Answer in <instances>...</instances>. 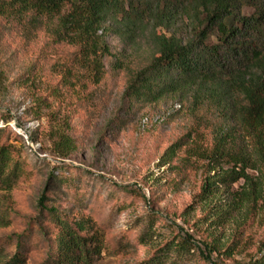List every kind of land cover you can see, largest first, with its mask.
I'll list each match as a JSON object with an SVG mask.
<instances>
[{"label":"rangeland","instance_id":"rangeland-1","mask_svg":"<svg viewBox=\"0 0 264 264\" xmlns=\"http://www.w3.org/2000/svg\"><path fill=\"white\" fill-rule=\"evenodd\" d=\"M107 41L112 54L104 56L103 80L73 89L62 83V71L77 46L0 17V146L12 144L22 166L13 189L0 190V262L16 251L10 244L20 235L28 237L26 264L46 262L58 232L53 208L70 220L97 222L105 234L98 264H143L160 247L181 240L185 248L170 250L167 264L261 257L264 203L249 208L236 200L244 180L218 183L206 196L202 191L215 172L197 152L212 146L218 117L207 107L195 108L188 94L150 104L131 100L126 66L147 63L154 47L142 39L131 53L114 32ZM117 58L123 67H116ZM59 129L75 141L68 156L54 150ZM179 140L185 145L163 164L162 155ZM44 192L46 208L40 205Z\"/></svg>","mask_w":264,"mask_h":264},{"label":"trees","instance_id":"trees-1","mask_svg":"<svg viewBox=\"0 0 264 264\" xmlns=\"http://www.w3.org/2000/svg\"><path fill=\"white\" fill-rule=\"evenodd\" d=\"M246 6L253 11L246 13ZM0 17L25 29L42 28L56 43L77 46L62 71V83L73 89L103 80L104 56L112 54L110 32L131 53L139 51L142 39L150 41L154 51L149 61L137 68L126 66L125 95L150 104L188 94L195 108L207 107L219 121L212 146L197 152L208 160L209 172H215L202 185L204 195L218 183L243 179L236 200L249 208L264 203V0H0ZM116 63L124 66L121 58ZM184 145L180 140L171 144L162 155L163 164ZM53 147L68 156L76 144L59 129ZM13 152L12 144L0 146V190H12L22 174ZM45 197L44 192V208ZM51 213L58 232L44 264H98L105 234L97 222L87 216L70 220L54 208ZM25 237L12 240L10 246L16 243L17 249L0 264L27 263ZM184 246L182 240L168 243L143 264H167L169 251L178 253ZM238 264H264V254Z\"/></svg>","mask_w":264,"mask_h":264},{"label":"built area","instance_id":"built-area-1","mask_svg":"<svg viewBox=\"0 0 264 264\" xmlns=\"http://www.w3.org/2000/svg\"><path fill=\"white\" fill-rule=\"evenodd\" d=\"M25 142H27L28 144L34 145V141L30 140V137L28 135H25ZM40 143H36V146H39Z\"/></svg>","mask_w":264,"mask_h":264}]
</instances>
